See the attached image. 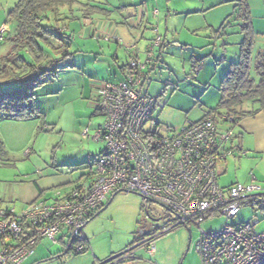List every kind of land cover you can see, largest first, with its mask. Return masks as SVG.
Instances as JSON below:
<instances>
[{
    "label": "rangeland",
    "instance_id": "obj_1",
    "mask_svg": "<svg viewBox=\"0 0 264 264\" xmlns=\"http://www.w3.org/2000/svg\"><path fill=\"white\" fill-rule=\"evenodd\" d=\"M17 1L0 0V65L2 57L10 50L9 41L5 37L11 25L9 11ZM77 2L78 4L72 7V13L66 6L60 8L61 17H68L62 21L66 30L69 31L70 28L75 32L70 47L73 52L70 58L74 63L72 65L77 64L80 55H83L81 57L83 60L90 63L88 59L93 57L92 53L99 52L101 54L98 58L105 57L104 63L112 65L111 71L115 70L118 74L120 73L118 66L126 61L130 63L132 57L144 63L146 49L157 36H160L161 45L155 49L156 53L161 51L158 62L156 61L155 67L149 71L148 79L142 88L143 92L149 93V97H156L162 93L156 98L153 116L158 118L162 126L180 130L188 122L199 120L203 114L202 110H207L206 106L216 108L219 101L216 93L219 83L228 63L238 61L240 43L243 40L242 21L235 14L236 2L233 0H77ZM87 3L97 4L105 10L101 12L104 15L100 13L94 15L92 19L84 18L82 16L84 12L80 10L84 7L80 4ZM105 20L116 24L118 42L109 41L101 35L94 39L82 36L85 26ZM82 51L88 53L84 55ZM114 55L119 58L117 66L113 63ZM253 55H256L254 49ZM21 56L28 60L25 54L22 53ZM73 56L76 57L72 59ZM67 63L69 59H61L56 63L58 69L56 65L52 66L40 77L43 83L33 92L34 104L40 112L39 117L30 120H9L0 117V201L13 206L16 212H20L37 198L38 188L35 184L37 182L43 187V196L38 200L50 202L66 194L70 184L52 187L50 185L77 180L82 172L80 169L92 166L93 162L97 161V154L103 152L105 148V143L92 139L96 126L104 122L102 116L94 114L93 85L88 76H84L92 65L89 64L88 68L84 69L75 65L76 70L73 67L66 68ZM197 67L199 68L196 70ZM109 81L115 82L114 77L111 76ZM13 85L9 75L3 74L0 77V92ZM86 130L88 136L84 138ZM230 162L231 155L228 156V166ZM69 165H77L79 169L77 166ZM236 169L241 173L245 171V167L239 169L237 166ZM252 174L250 173L249 178ZM256 177L254 183L259 185L264 193V179ZM249 182L251 180L243 184ZM104 205H107L106 208L88 221L81 231L89 242L86 252L81 254H75L73 250L66 252L67 239H64V244L40 239L33 248V254L22 264H98L143 241L142 239L134 243L142 231L153 226L148 233H155L175 222V215L132 192L110 195ZM150 219L161 220L155 223ZM253 221L257 222L256 231H264V212L260 208L252 210L251 207L244 206L234 218L228 220V224L237 225ZM225 222L224 216L217 215L205 220L199 227L190 225L188 227L191 235L190 247L184 258L189 233L183 226L157 237L152 257L144 246L137 247L139 249L135 251L134 256L140 257L143 264H147L150 259L158 264H165L162 259L176 254L183 246L177 264H183L184 261L188 264L193 251L196 259H199L194 246L200 232L218 231Z\"/></svg>",
    "mask_w": 264,
    "mask_h": 264
},
{
    "label": "built area",
    "instance_id": "obj_2",
    "mask_svg": "<svg viewBox=\"0 0 264 264\" xmlns=\"http://www.w3.org/2000/svg\"><path fill=\"white\" fill-rule=\"evenodd\" d=\"M158 45L156 38L144 63H129L130 75L125 80L103 82L95 90V110L104 122L92 139L105 143V148L94 163L92 181L53 201L36 200L20 212L13 206L0 207V264H22L40 239L58 243L60 236L69 240L74 234L76 251H80L85 239L80 228L118 189L166 208L175 215V222L98 264H122L134 258L139 246L152 257L157 237L181 226L199 227L217 215L226 218L224 226L201 231L194 246L201 264H264V232L256 231V223L228 224L246 202L264 198L261 187L253 179L249 184L221 188L217 179L218 160L237 149L233 130H220L218 122L235 126V117L212 114L180 130L162 126L153 116L156 98L139 90L143 71ZM87 134L86 130L84 138ZM147 264L156 262L150 259Z\"/></svg>",
    "mask_w": 264,
    "mask_h": 264
},
{
    "label": "trees",
    "instance_id": "obj_3",
    "mask_svg": "<svg viewBox=\"0 0 264 264\" xmlns=\"http://www.w3.org/2000/svg\"><path fill=\"white\" fill-rule=\"evenodd\" d=\"M234 2H236V17L242 21L241 33L243 40L240 43L239 58L238 61L229 64L221 79L218 87L219 101L216 108L205 111L200 120L212 114L231 113L235 117L234 123L236 126L242 117L253 115L264 107V53L259 54L255 61L254 71L257 76V81H255L251 75L253 39L247 4L245 0H234ZM75 4H78L77 0H18L9 11L11 25L5 38L9 41L10 50L2 57L0 77L3 74L9 75L14 85L0 92V117L2 119L30 120L39 117L40 112L34 104L33 92L37 86L43 83V81H40V77L47 73L50 67L56 65V69H58L56 63L71 55V52H69L70 37L66 34V27L62 22L68 17H61L60 8L66 6L69 12L72 13V7ZM80 5L84 7L80 10L84 12L82 16L86 19H92L94 15L105 11L94 3ZM5 38L3 39L5 40ZM156 38L159 39V45H161L162 39L160 36ZM156 48H154L146 68L151 63ZM22 53L26 55V58L28 57V60L21 56ZM128 65L129 63L124 66L127 69L126 76L130 75ZM144 73L145 71H143L142 80L144 79ZM103 82L107 83L109 81ZM248 102L256 105V108L246 110L243 106ZM95 111L98 113L97 110ZM226 125L232 130L235 127L229 126L223 121L218 122L219 129L221 126ZM101 154L102 152L97 154V159ZM111 195H114V193ZM244 205L260 208L264 211V198L246 202ZM103 206L104 204L88 216L87 221H90ZM157 233L148 234L147 237ZM22 240H24L23 237ZM69 241L70 239L67 241L66 252L73 250L75 254H81L88 250L87 239L81 242L83 248L80 251H76L74 241L70 245Z\"/></svg>",
    "mask_w": 264,
    "mask_h": 264
},
{
    "label": "crops",
    "instance_id": "obj_4",
    "mask_svg": "<svg viewBox=\"0 0 264 264\" xmlns=\"http://www.w3.org/2000/svg\"><path fill=\"white\" fill-rule=\"evenodd\" d=\"M245 3L247 4V9L249 12V22H250V26H251L252 39H253L251 75H252V78L255 81H257V76H256V73L254 71L255 70V64H256L255 61H256V58L259 54L264 53V0H245ZM74 33L75 32L70 30V28H69V31H68V29L66 31V34L70 37V47L72 46ZM97 35H101L109 41L116 42L114 40V38H116V36H118V29L116 27V24L105 20V21H95L94 24L91 23V24H88L87 26L84 27L83 34H82V36L84 38L88 37V38L94 39L97 37ZM165 37L166 36H164V38ZM70 47H69V52H71ZM253 49L256 52V55H255L256 57L253 55ZM77 52H81V51H77ZM82 52L84 55H86L88 53L86 51H82ZM158 53H156V50H155L151 63L144 70L145 71L144 79H143L141 86L139 87L140 93L142 95H145L148 97H149V93L143 92L142 88L148 79L149 71L155 67L154 66L155 62L156 61L158 62V58L160 56L161 51H159ZM72 54H73V52H71V55ZM100 54L101 53H99V52H93L92 53L93 57H91V59H88L90 63L83 60L81 58L83 55H80L79 61L77 62L78 65L75 64L76 66H82L83 69L88 68L89 64L92 65V67L90 69L91 71L88 70L89 74H88V72H86V70H84L87 74L84 75V73H83V75L85 77L88 76V79L91 80V83L93 85L92 89H93V97H94L93 100L94 101L96 100L95 90L100 85V83H103V81H109L111 76L114 77V80H115V82H113V83H117V82L125 80L127 69H125L124 66L129 63L128 61H126L124 64L118 66L120 73L117 74V72L115 70H113V72L111 71L110 68L112 65L104 63V61L106 60L105 57H104L105 59L104 58L103 59L98 58L100 56ZM71 55H69L65 58V59H69V63H67L68 66H66V68L73 67L76 69L75 65H72L74 63L70 60ZM75 57L76 56H73L72 59H74ZM118 60H119V58L116 55H114L113 63L115 64V66H117L116 64L119 63ZM132 60H135V59L132 57L130 62ZM222 60H225V59L222 58ZM215 62H216V60H215ZM70 64L72 66H70ZM229 64L230 63H228V66H229ZM228 66L226 68V71L228 69ZM206 68H204V69H206ZM146 74H147V76H146ZM223 76H222V78H223ZM161 86L163 87L162 84H161ZM216 93H217V98L219 100V92H216ZM163 94H164V92H163ZM161 95H162V93L157 95L156 97H153V98H157ZM198 102H199V99L197 100V103ZM243 107L246 110H249L251 108H256V105H253L250 102H248V103L244 104ZM205 109L209 110L211 108H208L206 106ZM207 110H202V113H203L202 117H203L205 111H207ZM94 114L101 116L100 114H98L95 111H94ZM199 120H197V121H199ZM197 121H195V122H197ZM189 123H192V122H188L187 124H189ZM99 126H101V125H97L95 129L97 130L99 128ZM228 128L229 127L227 125L221 126L220 130H226ZM233 134H234V136H233L232 142H233V144L236 145L237 149L231 155V157H232V162H230L231 164L228 166V164H227L228 157H227L225 160H222V161L219 160L220 162L218 161L217 165H216L218 184L221 188H227L229 186H232V185L238 184V183L243 184L244 182H247L249 180L253 181V179H254V181H256V178H257L256 176H259L260 178L264 179V107L253 115H247V116L242 117L238 121L237 125L233 128ZM101 152H99L98 154H100ZM69 166H77V165H69ZM237 166L239 169L242 167H245L244 173H241L240 171L238 172V169H236ZM77 169H79V166H77ZM80 171H82V172L79 174L78 179L75 180L74 182H72V181L71 182L70 181L65 182L64 181L63 183L58 182L57 184L50 185V186L52 187V186H61L64 184H70L69 185L70 189L66 193V194H68L72 189H74L76 187L88 185L92 181V175L94 172V162H93L92 166H87L83 170L81 168ZM249 172L254 174V175L252 174L251 178H249V175H250ZM82 178H85V180L82 181L83 180ZM249 183H251V182H249ZM35 184H37L38 196L34 201L38 200L39 198H41L43 196V192H42L43 187H41L39 185L40 182H37ZM118 192H124V191L118 189L114 193H118ZM66 194L61 195V197L65 196ZM110 195H108V196H110ZM7 206H10V205L0 201V207H7ZM244 206L251 207L248 205H243L242 207H244ZM251 209L255 210V208H252V207H251ZM253 222L257 224L256 221H253ZM239 224H243V223H239ZM239 224H237V225H239ZM234 225H236V224H234ZM82 229H81V231H82ZM150 229L151 228H148L147 230L142 231L140 233L141 235L138 238H136L134 240V242L138 241L142 238L145 239L147 237V235L149 234L148 232H150ZM262 232H264V231H262ZM59 239H60L59 242H61V243L63 242V244H64V239H67V238L60 236ZM160 242H161V240H160ZM88 245H89V242H88ZM67 247H68V244H67ZM88 248H89V246H88ZM183 249H184V247L182 246V248L179 249L176 254H172L171 256L169 255V256L163 258L162 262H164L165 264H177V262L180 259L181 254L183 252ZM190 255H191L190 256L191 258L189 259L190 262H188V264H201L200 259H198V260L196 259V255L194 254V251ZM185 256H183V258ZM96 261H99V260L96 259ZM141 261H142V259L140 257L134 256V258L132 260L124 262L123 264H143V262H141ZM156 264H158V263H156ZM183 264H185V261L183 262Z\"/></svg>",
    "mask_w": 264,
    "mask_h": 264
},
{
    "label": "water",
    "instance_id": "obj_5",
    "mask_svg": "<svg viewBox=\"0 0 264 264\" xmlns=\"http://www.w3.org/2000/svg\"><path fill=\"white\" fill-rule=\"evenodd\" d=\"M124 192H130V191H127V190H123ZM132 193H134V192H132ZM114 194H116V193H114ZM136 194V193H135ZM137 195H139V194H137ZM140 196V195H139ZM146 200H148V199H146ZM148 201H150V200H148ZM110 202V201H109ZM109 202H108V204H109ZM150 202H152V203H154L153 201H150ZM107 204V205H108ZM107 205H104L100 210H98L95 214H94V216H93V218L94 217H96L98 214H100L105 208H106V206ZM160 207H162V206H160ZM163 209H165L166 211H168L166 208H164V207H162ZM151 220V222H158L159 220H161V219H150ZM88 223V221L85 223V225ZM85 225H83V227L82 228H84V226ZM82 228H80V230L82 229ZM187 230H188V233H189V237H188V244H187V248H186V251H185V253H184V255L183 256H185L186 255V253H187V251H188V249H189V247H190V241H191V235H190V230L187 228ZM78 232V231H77ZM74 239H75V235L73 234L72 235V237H71V239H70V241H69V245L70 244H72V242L74 241Z\"/></svg>",
    "mask_w": 264,
    "mask_h": 264
},
{
    "label": "flooded vegetation",
    "instance_id": "obj_6",
    "mask_svg": "<svg viewBox=\"0 0 264 264\" xmlns=\"http://www.w3.org/2000/svg\"><path fill=\"white\" fill-rule=\"evenodd\" d=\"M152 227H153V226H152ZM152 227H151V228H152Z\"/></svg>",
    "mask_w": 264,
    "mask_h": 264
}]
</instances>
